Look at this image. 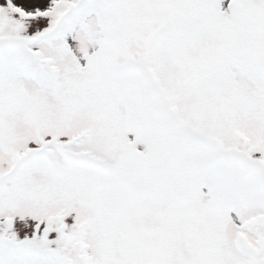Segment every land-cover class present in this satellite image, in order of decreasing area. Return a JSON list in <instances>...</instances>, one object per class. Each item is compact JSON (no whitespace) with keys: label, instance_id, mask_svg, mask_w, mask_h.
<instances>
[{"label":"snow or ice","instance_id":"snow-or-ice-1","mask_svg":"<svg viewBox=\"0 0 264 264\" xmlns=\"http://www.w3.org/2000/svg\"><path fill=\"white\" fill-rule=\"evenodd\" d=\"M0 264H264V0H0Z\"/></svg>","mask_w":264,"mask_h":264}]
</instances>
